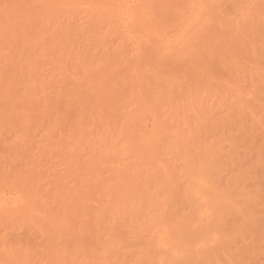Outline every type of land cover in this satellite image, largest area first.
Listing matches in <instances>:
<instances>
[{
  "label": "rangeland",
  "instance_id": "obj_1",
  "mask_svg": "<svg viewBox=\"0 0 264 264\" xmlns=\"http://www.w3.org/2000/svg\"><path fill=\"white\" fill-rule=\"evenodd\" d=\"M139 1L0 0V264H264V0Z\"/></svg>",
  "mask_w": 264,
  "mask_h": 264
},
{
  "label": "bare ground",
  "instance_id": "obj_2",
  "mask_svg": "<svg viewBox=\"0 0 264 264\" xmlns=\"http://www.w3.org/2000/svg\"><path fill=\"white\" fill-rule=\"evenodd\" d=\"M141 1L143 2V0H141ZM145 1H146V0H144V2H145ZM157 1H159V0H157ZM157 1L155 0V1L152 2V5H153L154 8H155V6H156V4L154 5V2L158 3ZM142 2L139 1L138 4L141 5ZM144 2H143V3H144ZM147 2H149V0H147ZM138 4H136L135 6H137ZM139 5H138V7H139ZM194 5H196V3H195ZM194 5H193L192 8L195 7ZM150 7H152V6L149 5V8H148L149 10H148V11H150L151 14H150L148 11H147V12H148V13H147V12L145 11V10H146L145 8H144L145 10H143L144 12L141 11L140 8L138 9V11H139V13H141V15L144 14V15H143V18L145 17L147 20H151V19L153 20V19H155V18H154L155 14L152 13V12H154V8H151V9H150ZM195 9H197V7H195ZM140 11H141V12H140ZM151 11H152V12H151ZM146 14H147V15H146ZM148 14H150V16H151V15H152V16L150 17ZM148 16H149V17H148ZM155 17H156V16H155ZM145 18H144V19H145ZM148 18H149V19H148ZM199 180H200V179H199ZM199 180H198V181H199ZM200 181H201V180H200ZM194 182H195V181H194ZM204 182H205V181H204ZM205 183H207V182H205ZM202 184H203V182H202ZM200 186H201V185H200ZM204 186H205V185H203L202 187H204ZM205 189H208V187L205 186ZM205 189H204V190H205ZM190 191H191V190H190ZM209 191H210V190H209ZM192 192H193V190H192ZM197 192H198V191H197ZM193 193H194V192H193ZM202 195H203V194H201V197H202ZM212 195H213V194H212ZM191 196H192V194H191ZM195 196H197V195H195ZM198 198L200 199V197H198ZM202 198H204V197H202ZM215 198H216V197H215ZM204 199H205V198H204ZM204 199H203V200H204ZM221 199H222V198H221ZM212 200H213V199H212ZM219 200H220V199H219ZM228 200H229V199H228ZM204 201H205V200H204ZM206 201H207V200H206ZM217 201H218V199H217ZM208 202H209V201H208ZM202 203H203V202H202ZM204 203H205V202H204ZM214 203H215V202H214ZM206 204H208V203L206 202ZM212 204H213V203H212ZM212 204L210 203V205H212ZM222 204H223V203H222ZM229 204H230V203H229ZM229 204H228V205H229ZM202 205H203V204H202ZM225 205H226V203L224 204V206H225ZM208 206H209V205H208ZM219 206H220V205H219ZM221 206H222V205H221ZM203 207H204V206H203ZM203 207H202V208H203ZM211 207H212V206H211ZM216 207H217V206H216ZM216 207H215V208H216ZM222 207H223V206H222ZM200 208H201V206H200ZM200 208H199V209H200ZM205 208H208V207L206 206ZM224 208H225V207H224ZM195 209H197V208H195ZM217 209H218V207H217ZM220 209H221V208H220ZM202 210H203V209H202ZM205 210H206V209H205ZM197 211H198V210H197ZM199 211H200V214H201L202 211H201V210H199ZM206 211H207V210H206ZM206 211H204V213H205ZM214 211H215V210H214ZM217 211H218V210H217ZM196 213H197V212H196ZM198 213H199V212H198ZM217 213H218V212H217ZM205 214H207V213H205ZM208 214H210L209 211H208ZM214 214H216V213L214 212ZM219 214H221V213H219ZM212 215H213V214H212ZM212 215H211V216H212ZM217 216H218V215H217ZM217 216H216V217H217ZM220 216H221V215H220ZM205 217H206V216H205ZM209 217H210V216H209ZM216 217H213V218H216ZM203 220H204V219H203ZM205 220H206V219H205ZM217 220H218V219H217ZM207 221H208V220H207ZM214 221H216V220H214ZM219 221H221V220L219 219L218 222H219ZM218 222H217V223H218ZM215 223H216V222H215ZM211 224H212V223H211ZM213 224H214V223H213ZM197 225H198V224H197ZM203 225H204V224H203ZM205 225H207V224H205ZM205 225H204V226H205ZM200 226H201V225H200ZM207 226H208V225H207ZM210 226H211V225H210ZM191 228H192V227H191ZM207 229H208V228H207ZM207 229H206V230H207ZM175 230H176V229H175ZM178 231H179V230H178ZM192 232H193V231H192ZM164 233H165V232H164ZM174 242H175V241H174ZM169 243H170V242H169ZM170 244H172V243H170ZM178 244H179V243H178ZM205 245H206V244H203V246H205ZM169 246H170V245H169ZM176 246H177V243H176ZM200 246H201V245H200ZM200 246H199V247H200ZM171 248H172V247H171ZM202 248H203V247H202ZM204 248H207V247L205 246ZM221 248H222V247H221ZM167 249H169V248H167ZM209 249H210V248H209ZM208 251H209V250H208ZM211 252H212V250H211ZM214 252H215V250L213 251V253H214ZM212 255H213V254H212ZM207 259H208V258H207Z\"/></svg>",
  "mask_w": 264,
  "mask_h": 264
}]
</instances>
